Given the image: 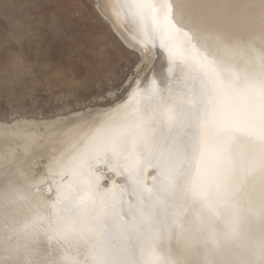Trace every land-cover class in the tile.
<instances>
[{
	"label": "snow or ice",
	"instance_id": "obj_1",
	"mask_svg": "<svg viewBox=\"0 0 264 264\" xmlns=\"http://www.w3.org/2000/svg\"><path fill=\"white\" fill-rule=\"evenodd\" d=\"M69 7L74 5L61 0H29L10 16L9 8L15 5L0 3V17L15 21L0 46L9 51L15 46L21 78L39 82L34 64L61 78L70 71L48 57L49 37L69 44L77 40L68 27L70 17L58 10ZM95 7L129 51L100 50L103 72L95 77L99 91L85 96L88 111L77 119H104L49 165L51 183L45 191L54 192L55 198L40 197L47 215L33 228H40L49 240L83 246L84 264H147L138 253H148L154 235L162 233L184 184L191 181L193 188L199 187L223 151L207 137L202 139L199 129L226 132L232 124L225 111L227 92L216 76L215 53H231L240 46L228 27L239 6L232 0H116L111 5L97 0ZM109 8L117 17L123 15L127 35ZM26 44L36 46L37 61H28ZM161 56L167 59L166 67L157 64ZM185 69L200 82L190 93L176 75ZM7 76V65L0 64V90L7 91ZM72 83L82 91L89 87L84 80ZM30 96L26 90L25 98ZM69 123L63 117L0 118V132L18 136L30 127L55 129ZM193 127L195 140L189 134ZM17 253V247H0V264H13ZM64 260L80 264L68 250Z\"/></svg>",
	"mask_w": 264,
	"mask_h": 264
},
{
	"label": "bare ground",
	"instance_id": "obj_2",
	"mask_svg": "<svg viewBox=\"0 0 264 264\" xmlns=\"http://www.w3.org/2000/svg\"><path fill=\"white\" fill-rule=\"evenodd\" d=\"M102 2L111 5L116 0ZM232 2L239 7L228 27L240 46L231 53H215L216 76L227 92L225 111L232 124L226 132L199 129L202 139L223 147L219 162L199 187L193 188L191 181L184 184L162 233L154 235L148 253H138L147 264H264V3ZM109 15L127 35L123 15L117 17L111 8ZM114 34L123 44L119 33ZM157 64L166 67V57ZM176 75L186 92L199 88L194 72L178 70ZM87 111L63 117L72 123L55 129L34 126L7 137L0 132V247L18 248L13 264H61L66 250L85 260L83 246L49 240L40 228L26 225L47 215L41 196L55 198L54 192L45 191L51 183L49 165L104 119H77ZM189 134L195 140L197 129ZM40 224L45 226L43 220Z\"/></svg>",
	"mask_w": 264,
	"mask_h": 264
},
{
	"label": "rangeland",
	"instance_id": "obj_3",
	"mask_svg": "<svg viewBox=\"0 0 264 264\" xmlns=\"http://www.w3.org/2000/svg\"><path fill=\"white\" fill-rule=\"evenodd\" d=\"M29 0H0V3L15 5L9 8L10 16L21 10V6ZM66 5H74L66 9H58L62 15L70 17L69 30L77 40L73 44L49 37L51 47L48 57L57 67L66 66L70 71L64 77H57L35 64L39 73L38 83L33 84L30 77L18 75L15 60V46L12 50L0 46V64L8 67L7 91L0 90V118L11 120L13 117L22 120L45 121L65 117L73 112L86 108L85 96L95 90L99 84L95 77L103 72L100 50L110 52L114 47L129 51L112 32L103 16L97 14L94 0H61ZM75 12L76 15L71 14ZM15 21L0 17V40L13 29ZM25 55L30 62L37 61L35 45H25ZM43 58H41L42 60ZM127 65L130 61L125 60ZM84 80L89 87L81 90L72 81ZM26 90L31 96L25 98Z\"/></svg>",
	"mask_w": 264,
	"mask_h": 264
},
{
	"label": "clouds",
	"instance_id": "obj_4",
	"mask_svg": "<svg viewBox=\"0 0 264 264\" xmlns=\"http://www.w3.org/2000/svg\"><path fill=\"white\" fill-rule=\"evenodd\" d=\"M261 2L264 3V0H261ZM42 217H43V215H38V216L34 217L32 223L29 225H26V227H33V225L35 223H37L40 220V218H42ZM61 264H65L64 257L61 258ZM80 264H84V261H80Z\"/></svg>",
	"mask_w": 264,
	"mask_h": 264
}]
</instances>
